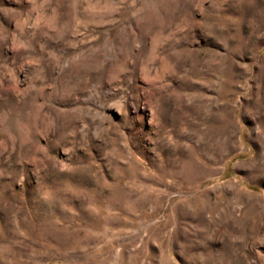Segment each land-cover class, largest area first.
Here are the masks:
<instances>
[{
  "label": "rangeland",
  "instance_id": "1",
  "mask_svg": "<svg viewBox=\"0 0 264 264\" xmlns=\"http://www.w3.org/2000/svg\"><path fill=\"white\" fill-rule=\"evenodd\" d=\"M0 264H264V0H0Z\"/></svg>",
  "mask_w": 264,
  "mask_h": 264
}]
</instances>
